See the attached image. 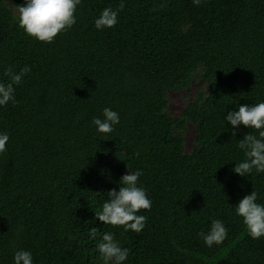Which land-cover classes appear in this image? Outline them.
Here are the masks:
<instances>
[{
	"label": "trees",
	"instance_id": "1",
	"mask_svg": "<svg viewBox=\"0 0 264 264\" xmlns=\"http://www.w3.org/2000/svg\"><path fill=\"white\" fill-rule=\"evenodd\" d=\"M0 0V79L4 69H31L0 106V264L29 249L34 264H100L96 244L112 231L129 257L123 264H264V236L251 238L235 203L251 190L264 203V172L240 176L243 157L224 115L264 100V0H125L117 23L98 30L94 18L120 0H81L77 17L51 42L29 36ZM195 93L180 114L167 112L168 90ZM119 113L111 133L92 117ZM194 126L185 151L186 124ZM140 169L152 204L139 233L104 224L106 191ZM212 218L228 229L206 247L197 232ZM92 228L96 234L90 235ZM173 241L175 243H173ZM180 249L185 251H179Z\"/></svg>",
	"mask_w": 264,
	"mask_h": 264
},
{
	"label": "clouds",
	"instance_id": "2",
	"mask_svg": "<svg viewBox=\"0 0 264 264\" xmlns=\"http://www.w3.org/2000/svg\"><path fill=\"white\" fill-rule=\"evenodd\" d=\"M201 0H193L199 4ZM81 0H23L18 8L17 23L25 33L39 41L51 42L59 33L66 31L76 22V9ZM125 0H120L117 8L104 7L94 18V27L98 30L110 28L117 23L118 12L124 7ZM31 71L28 65L13 71L11 67L4 69L6 80L0 79V106L15 101V86L19 85L24 76ZM227 125L232 126L235 135L240 125L252 128L255 131L246 132L237 140V148L242 150L243 157L236 161L232 170L240 175L247 176L253 171L259 174L264 172V100L254 104L240 103L237 108L228 109L224 115ZM92 124L98 133H111L114 126L119 124V113L104 107L101 115L92 117ZM9 134L0 130V152L5 151ZM142 170H128L123 173L117 182V187L106 191L101 210L95 212L104 224L122 226L124 231L131 230L139 233L145 226L147 219L139 214L140 209H150L152 201L145 188L139 183ZM235 215L241 218L247 234L258 239L264 236V203L258 201V192L251 190L244 194L235 203ZM97 229L92 228L90 235H95ZM228 229L219 218H212L207 230H200V237L206 247L220 245L226 239ZM173 243H175L173 241ZM179 251V245H176ZM99 252L100 264H123L129 257V249L123 246L112 231L101 234L96 244ZM12 264H34L33 254L29 249H16L12 255Z\"/></svg>",
	"mask_w": 264,
	"mask_h": 264
},
{
	"label": "rangeland",
	"instance_id": "3",
	"mask_svg": "<svg viewBox=\"0 0 264 264\" xmlns=\"http://www.w3.org/2000/svg\"><path fill=\"white\" fill-rule=\"evenodd\" d=\"M7 5L11 8L13 13L17 16L18 8L7 2ZM198 91H205V82L201 80L198 75H195L193 80L191 81L190 85L186 89L181 90H168L167 92V112L171 114L173 117H177L185 104L192 100L195 93ZM183 135V144L185 151L190 150L193 144V137H194V126L191 122L186 124L184 131L182 132Z\"/></svg>",
	"mask_w": 264,
	"mask_h": 264
}]
</instances>
